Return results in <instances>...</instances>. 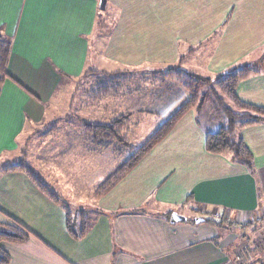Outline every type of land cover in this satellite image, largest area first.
<instances>
[{
	"label": "crops",
	"instance_id": "obj_1",
	"mask_svg": "<svg viewBox=\"0 0 264 264\" xmlns=\"http://www.w3.org/2000/svg\"><path fill=\"white\" fill-rule=\"evenodd\" d=\"M105 5L0 0V34L11 44L7 77L0 78V161L18 156L27 129L68 109L69 92L87 70L151 69L182 56L187 70L212 77L263 59L264 0ZM235 94L264 107V70L239 81ZM212 106L189 110L115 187L94 199L79 239L68 233L63 210L25 176L2 173L0 221L6 212L31 232L27 243H0L8 264H228L237 252L232 227L194 218H205L199 209L238 219L264 214V121L237 131L253 155L251 174L230 152L207 151L206 133L224 125ZM182 202L194 218L169 222Z\"/></svg>",
	"mask_w": 264,
	"mask_h": 264
},
{
	"label": "rangeland",
	"instance_id": "obj_2",
	"mask_svg": "<svg viewBox=\"0 0 264 264\" xmlns=\"http://www.w3.org/2000/svg\"><path fill=\"white\" fill-rule=\"evenodd\" d=\"M182 58L180 56L175 64H164L160 67H150L151 69L129 67L127 70L114 72L87 70L85 75L76 80L69 92L68 109L58 111L59 114L56 116H48L46 121L35 125V128L27 129L21 136L18 156L13 160L1 159L0 176L2 173H19L25 176L37 191L48 198L35 186L30 175L23 171L27 169L32 174L38 175L49 190H52L59 198V202L48 199L63 210L65 221L64 207L70 210V221L74 230L77 231L82 222L87 221V215L92 213L93 208L90 207L94 199L103 196L94 195L97 188L109 176L129 163L137 149L179 106L189 99L186 89L172 77H168L167 70L178 66L210 81L219 75L211 77L187 70L181 63ZM263 62L264 55L259 62L250 64L262 67ZM165 81H168L174 90H169L170 85L159 86ZM98 82H105L106 86L111 85L110 87L114 89L110 90L106 87L107 90L104 92L99 88L101 84ZM209 83L206 82L202 90L207 89ZM167 91L170 92L167 93ZM181 93H184V97ZM205 103L208 107H213L216 101L210 96L201 106ZM201 106L192 107V109L201 108ZM220 113L225 125L226 119L221 111ZM124 115H127V119L119 131L118 138L91 137L84 130L83 123L107 125ZM238 129L232 137L234 142L237 141ZM167 135L157 143L163 141ZM155 145L150 151L155 148ZM16 161L23 164V171L4 169ZM173 211L189 219L194 218L186 203L175 205ZM2 214L3 221L0 223L14 225L15 221L18 222L6 212ZM197 214L216 220L222 217L224 223L219 226L232 227L231 232L234 231L237 241L233 247L231 245V250L237 252L228 264H260L259 260L262 261L261 264L264 263V214H254L239 219L220 211L204 212L199 209ZM26 230L29 229L26 228Z\"/></svg>",
	"mask_w": 264,
	"mask_h": 264
},
{
	"label": "trees",
	"instance_id": "obj_3",
	"mask_svg": "<svg viewBox=\"0 0 264 264\" xmlns=\"http://www.w3.org/2000/svg\"><path fill=\"white\" fill-rule=\"evenodd\" d=\"M10 49L11 44L9 40L5 39L0 34V78L7 77L6 67L8 64ZM262 69L264 70V62L262 67L247 63L224 72L223 74H219L215 79L210 81L208 78L199 77L198 75L181 69L178 66L170 67L166 72L167 76L172 77L175 82L186 89L189 93V99L179 106L177 110L155 130L153 135L137 149L136 154L132 156L129 163L103 181L102 185L97 188L94 195L98 197L109 192V190L141 160L144 154L150 151L159 140L167 135V132L178 123V120L182 116L189 112L192 107H200L204 100L210 96L215 99L217 106L226 119V124L219 127L214 133H206L205 144L207 151L213 154L230 152L233 154V157L242 162L252 174L254 172L253 155L250 154L240 137L237 138L236 142L233 141L232 137L238 128L262 123V121H264V107L243 102L235 94V90L239 81L247 79L250 75L257 74L259 70ZM105 82H98L101 84L99 88L103 89L104 92L107 90L106 87L110 88V90L114 89L110 87L111 85L106 86ZM206 82H210L207 86L208 88L202 90V87ZM126 119L127 115H124L107 125H92L88 123H83V125L86 134L91 135V137H109L115 139L119 137V131L124 126ZM23 167L22 163L16 161L11 166L4 169L11 171L18 169L23 171ZM23 172L30 175L35 186L41 189L48 198H51L55 202H59V198H57L56 194L52 190H49L38 175L32 174L27 169ZM64 211L66 213V227L68 233L74 239L83 237L87 233L86 231L89 227L88 223L86 221L82 222L81 227L75 231L72 227V222L70 221V210L67 209V207H64ZM168 216L169 214L166 215V217ZM204 221H207L216 227L224 223L222 217L218 220L206 217L204 218ZM30 237V231L26 230V228L19 222L15 221L14 225L0 223V243L4 241L15 244L27 243ZM9 258V254L0 248V264H8L10 262Z\"/></svg>",
	"mask_w": 264,
	"mask_h": 264
},
{
	"label": "water",
	"instance_id": "obj_4",
	"mask_svg": "<svg viewBox=\"0 0 264 264\" xmlns=\"http://www.w3.org/2000/svg\"><path fill=\"white\" fill-rule=\"evenodd\" d=\"M105 3H106V0H99L100 10L105 9V7H106ZM169 217H170L169 222H171V223H180L182 221L187 220V218L185 216H181L176 212H171ZM194 221L196 223H202L204 221V219L201 217H195Z\"/></svg>",
	"mask_w": 264,
	"mask_h": 264
}]
</instances>
